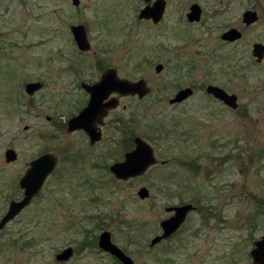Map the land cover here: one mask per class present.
Wrapping results in <instances>:
<instances>
[{
    "label": "rangeland",
    "instance_id": "374dc122",
    "mask_svg": "<svg viewBox=\"0 0 264 264\" xmlns=\"http://www.w3.org/2000/svg\"><path fill=\"white\" fill-rule=\"evenodd\" d=\"M165 3L153 23L138 19L143 0H0V217L22 196L28 162L48 152L58 158L39 194L0 232V264H117L97 245L105 230L133 264H254L249 251L264 232V57L256 62L251 49L264 44V0ZM192 3L202 14L189 22ZM245 10L256 12L255 22L242 21ZM75 24L86 28L87 52L75 44ZM231 27L242 36L222 40ZM109 66L145 79L150 91L121 98L90 148L62 124L83 102L80 82H96ZM35 80L43 87L30 96L24 83ZM207 84L235 94L237 108L207 94ZM184 86L193 97L169 104ZM123 126L152 146L156 162L118 180L108 165L127 150L119 144L126 133L114 129ZM6 148L16 161L4 160ZM142 186L146 199L137 195ZM189 201L197 208L180 229L150 247L165 207ZM89 239L95 246L81 248ZM67 246L73 256L57 261Z\"/></svg>",
    "mask_w": 264,
    "mask_h": 264
},
{
    "label": "water",
    "instance_id": "95a60500",
    "mask_svg": "<svg viewBox=\"0 0 264 264\" xmlns=\"http://www.w3.org/2000/svg\"><path fill=\"white\" fill-rule=\"evenodd\" d=\"M149 2V0H143ZM73 5H77L79 0H71ZM165 0H154L150 4H146L144 7L138 10V19H151L153 23H157L163 16L165 10ZM201 16L200 6L197 3H192L187 12V19L189 22L198 21ZM256 12L252 10H245L242 15V21L249 24L256 21ZM69 29L72 32L73 39L77 48L81 51H87L90 48V42L87 38L86 28L83 24L70 25ZM241 36L236 28H230L222 34V38L234 41ZM251 53L256 57V61H260L264 56V44L257 42L253 44ZM156 71L159 72L162 69L160 64L155 65ZM24 90L30 96L34 95L35 91L42 87V83L38 80L34 82H25ZM87 92H90L89 104L81 110L77 116H74L68 120L69 129L74 130L80 127L84 128L87 134L91 137V142H94L100 138L99 132L94 125L95 122H100L101 118L106 114L102 106V99L108 96L111 92H118L121 94H136L138 98H142L147 94L150 89L148 88L145 79L129 80L124 78H118L116 69L109 67L99 78L97 83L85 86ZM206 91L211 93L214 97L220 99L227 107L233 109L237 108V96L233 93L226 92L218 85L208 84ZM190 92V88H184L174 95L170 100L171 103L180 101L185 98ZM109 107H114L116 102H110L107 104ZM134 149L125 153L123 161L113 162L110 165V172L118 180H124L128 178H134L141 175L145 170L154 165L156 158L154 156L152 147L145 140L140 137L134 138ZM17 153L12 148H6L4 152V160L7 162L16 161ZM57 164V157L52 153H42L28 162L25 172L19 177V187L23 191V195L18 200H10L5 214L0 218V229L5 224L15 218L19 212L29 205L30 200L39 193L41 186L44 184L46 178L55 169ZM149 190L147 187H140L137 190V195L141 199L148 197ZM196 208L191 202L182 203L179 205H170L166 208V211H172L173 213L167 218L162 219L159 222V226L162 229V233L150 238L149 245L153 246L162 239L168 238L177 229L180 228L181 223L187 217L186 214L190 210ZM97 245L104 252H109L116 260L121 264H133L132 258L126 254L117 244L111 241V234L108 230L102 231L97 237ZM253 247L249 251L252 262L254 264H264V232L263 235L255 239L252 243ZM73 249L70 246L63 248L58 253H55V259L57 261L64 262L73 256Z\"/></svg>",
    "mask_w": 264,
    "mask_h": 264
},
{
    "label": "flooded vegetation",
    "instance_id": "af4514ba",
    "mask_svg": "<svg viewBox=\"0 0 264 264\" xmlns=\"http://www.w3.org/2000/svg\"><path fill=\"white\" fill-rule=\"evenodd\" d=\"M152 1H154V0H149V2H145V5L146 4H150V3H152ZM198 4V3H197ZM144 5V6H145ZM199 5V4H198ZM200 6V5H199ZM166 7V6H165ZM200 10H201V7H200ZM138 14V13H137ZM201 14H202V12H201ZM164 15V14H163ZM163 17V16H162ZM162 19V18H161ZM160 19V20H161ZM146 20V19H145ZM149 20H151V19H149ZM149 20H147V21H149ZM152 21V20H151ZM153 22V21H152ZM160 22V21H159ZM159 22H157V23H159ZM247 24V23H246ZM70 27V26H69ZM232 28V27H231ZM228 29H230V28H228ZM228 29H226V30H228ZM235 29V28H234ZM225 30V31H226ZM71 31V30H70ZM225 31H223L222 32V34L223 33H225ZM239 31V30H238ZM240 32V31H239ZM72 33V32H71ZM222 34H221V39L222 40H224L223 38H222ZM73 36V35H72ZM241 36H242V32H241ZM240 36V37H241ZM239 37V38H240ZM239 38H237V39H239ZM236 39V40H237ZM226 41H229L228 39H225ZM224 40V41H225ZM236 40H234V41H236ZM234 41H229V42H234ZM256 43V42H255ZM261 43V42H260ZM254 44V43H253ZM263 44V43H262ZM252 47H253V45H252ZM88 50H90V49H88ZM87 50V51H88ZM87 51H82V52H87ZM251 51H252V49H251ZM253 55V54H252ZM255 57V56H254ZM264 57V56H263ZM262 57V58H263ZM255 60H256V57H255ZM257 62V61H256ZM98 66L99 67H103V65L101 64V63H98ZM109 67H112V66H109ZM109 67H105L103 70V72H105L106 71V69H108ZM112 68H114V67H112ZM115 69V68H114ZM102 72V73H103ZM102 73L100 74V76L102 75ZM116 73H117V77L120 79V78H123V77H119L118 76V72H117V69H116ZM100 76L98 77V80L96 81V82H84V81H82V82H80V87L83 89V92L85 93L84 94V98H83V102H82V104H81V106H79L78 107V109L77 110H75V111H73V112H71V113H68V115H66V116H68L67 117V119H65L64 121H63V127L66 129V131L67 132H81L83 135H85L86 136V138H87V140H88V145H90V148H91V146L93 147V146H95V144H97V143H99L100 141H101V139H102V137H103V129L107 126V119H108V117L111 115V111H113V110H115V109H117L118 107H119V105H120V100H121V98H123V97H128V96H131V95H129V94H119L118 92H111L108 96H106V97H104L103 99H102V103L104 104V106H102L103 107V109L105 110V115L101 118V120H100V122H95L94 123V125H95V127H96V130L99 132V134H100V138L98 139V140H96V141H94V142H91V137L87 134V132H86V130L84 129V128H82V127H80L79 129H74V130H68L69 129V125H68V120L70 119V118H72V117H74V116H77L78 115V113L81 111V110H83L89 103V98H90V92H87V90H86V88H85V86L86 85H92V84H94V83H97L98 81H99V78H100ZM124 79H126V78H124ZM139 79H141V78H139ZM139 79H137V80H139ZM36 81V80H35ZM39 81V80H38ZM41 82V81H40ZM42 83V82H41ZM25 85V84H24ZM208 85V84H207ZM206 85V86H207ZM213 85V84H212ZM205 86V87H206ZM216 86V85H215ZM42 87H43V83H42ZM41 87V88H42ZM190 88V92H189V94L188 95H186L185 96V98L184 99H182V100H180V101H175L174 103H171L170 102V100L174 97V95L176 94V93H178L180 90H182V89H184V88ZM221 87V86H220ZM221 88H223V87H221ZM224 89V88H223ZM225 90V89H224ZM226 91V90H225ZM205 92L207 93V94H209L211 97H213L214 99H216V100H219L224 106H226L220 99H218V98H216V97H214L211 93H209V92H207L206 91V88H205ZM227 92V91H226ZM229 93V92H228ZM145 95H147V94H145ZM145 95H143L142 97H144ZM193 95H194V91H193V88L192 87H189V86H184V87H178V89H176L175 91H174V93L172 94V96H170V97H168V102H169V104H171L172 106H175V105H179V104H182V103H184L186 100H188V99H190L191 97H193ZM134 96H137L136 94H134ZM236 96V95H235ZM137 98H138V96H137ZM138 99H142V98H138ZM110 102H112V103H114V102H116V105L114 106V107H109L107 104H109ZM79 104V99L76 101V104H73V105H69V107L68 108H70V107H72V106H76V105H78ZM122 107L123 108H125V104H123L122 105ZM227 107V106H226ZM229 107V106H228ZM66 110H68V109H66ZM66 110H64V111H66ZM63 117L64 118H66L64 115H63ZM130 121V120H129ZM114 129H116V130H118V129H120L119 131L122 133H126V136L125 137H123L121 140H120V143L119 144H121L122 146H123V149H127L126 151H124V153H123V155L125 156V153L126 152H128V151H130V150H132V149H134V147H135V143H134V138H135V136H133V134H129L128 133V131H127V127L125 126H123V127H121V128H118V127H114ZM151 146V145H150ZM152 147V146H151ZM152 150H153V148H152ZM54 155V154H53ZM55 156V155H54ZM124 156H123V159H124ZM56 157V156H55ZM58 159V158H57ZM121 161H123V160H121ZM113 162H120V161H113ZM164 164H166V161L165 160H163L162 161ZM161 162V163H162ZM198 162H195L193 159L192 160H190L189 162H188V166L191 168V169H193V170H195L196 169V166L198 165L197 164ZM106 164L107 163H104V165L103 166H106ZM113 163H111V164H109L108 166H109V168H110V165H112ZM93 165H95V166H97V167H100V166H98V164L95 162ZM107 167V166H106ZM194 167V168H193ZM110 171V170H109ZM53 173V172H52ZM52 173H50V174H52ZM116 178V177H115ZM46 181V180H45ZM41 188H42V186H41ZM40 188V189H41ZM41 191V190H40ZM39 191V192H40ZM39 194V193H38ZM37 194V195H38ZM37 195H35V196H37ZM34 196V197H35ZM33 197V198H34ZM12 200V199H11ZM31 201V200H30ZM189 202H191V201H189ZM189 202H185V203H189ZM9 203H10V199L8 200V205H9ZM192 203V202H191ZM179 204H182V202H180ZM179 204H172V205H179ZM193 204V203H192ZM168 206H170V205H168ZM196 206V205H195ZM8 208V207H7ZM166 208L167 207H165V210H166ZM196 208H197V206H196ZM196 208L194 209V210H196ZM194 210H192V211H194ZM173 212L172 211H168V216L169 215H171ZM3 216V215H2ZM1 216V217H2ZM167 216V217H168ZM0 217V218H1ZM12 220V219H11ZM11 220H9V221H11ZM8 221V222H9ZM8 222L5 224V226L3 227V228H1L0 229V232L8 225ZM180 229V228H179ZM179 229H177L173 234H171L168 238H166V239H162L161 241H159V243L160 242H162V241H168V240H170V237L172 236V235H174ZM160 233H162V229H161V232ZM159 233V234H160ZM158 234V235H159ZM155 236V235H154ZM97 241V240H96ZM159 243H157V244H155V245H158ZM155 245H153V246H155ZM150 246V245H149ZM150 247H152V246H150ZM116 261H118V260H116ZM119 262V261H118Z\"/></svg>",
    "mask_w": 264,
    "mask_h": 264
},
{
    "label": "trees",
    "instance_id": "16d2710c",
    "mask_svg": "<svg viewBox=\"0 0 264 264\" xmlns=\"http://www.w3.org/2000/svg\"><path fill=\"white\" fill-rule=\"evenodd\" d=\"M194 168V167H193ZM197 169H195L194 171H196ZM193 199L195 200V201H199L200 199H198V198H194L193 197ZM263 211V213H264V210H262ZM95 244H96V241H95V239H89V240H84L82 243H81V245H80V247L81 248H83L84 247V245H88V246H95ZM117 264H121L120 262H118V261H115Z\"/></svg>",
    "mask_w": 264,
    "mask_h": 264
}]
</instances>
